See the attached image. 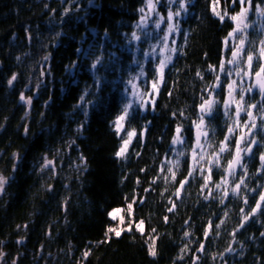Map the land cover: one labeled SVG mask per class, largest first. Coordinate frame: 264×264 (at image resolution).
<instances>
[{
	"label": "trees",
	"instance_id": "16d2710c",
	"mask_svg": "<svg viewBox=\"0 0 264 264\" xmlns=\"http://www.w3.org/2000/svg\"><path fill=\"white\" fill-rule=\"evenodd\" d=\"M215 1L187 4L179 18L177 52L165 68V83L151 97L154 107L150 101L147 108H140L136 102L141 98H132L128 81L142 67L140 90L151 91L158 61L144 55L156 40L155 33L137 29L145 0H0V176L9 178L0 193V252L5 254L0 264H264V211L243 221L264 192L259 159L264 132L254 131L261 146H253L251 158L244 156L246 174L239 168L220 191L209 184L215 199H204L209 188L201 190L204 180L199 173L189 178L179 198L175 195L191 163L193 122L198 120L201 97L211 94L221 104L227 98L225 87L215 91L209 87L219 74L223 39L230 29L212 14ZM224 1L230 0H219L220 8ZM165 5L160 0L158 8L164 10ZM133 32L139 35L137 41ZM97 57L102 63L94 74L91 65ZM14 73L17 78L9 85ZM21 93L32 97L31 106L21 102ZM130 100L134 104L129 123L137 138L126 156L118 158L115 154L123 141L113 121ZM245 100L255 104L250 94ZM205 119L216 129L208 138L213 148L202 161L207 168L208 157L233 122L220 105ZM246 119L241 113L240 123ZM178 124L185 143L173 145ZM240 134L237 129L230 151L222 155L223 168L232 159ZM179 152L185 155L178 157ZM44 156L55 161L54 171L41 170ZM177 159L178 170L168 163ZM168 167L176 171V182L160 178L152 183L156 177L170 176ZM212 171V180L219 182L223 170ZM242 177L247 188L241 185L240 194L234 196L231 189ZM225 188L229 195L221 204ZM173 202L176 207L169 212ZM114 209L123 210L116 220L109 216ZM140 220L143 234L135 228ZM209 221L213 228L205 238ZM242 222L244 227L236 231ZM129 224L131 232L123 231L120 237L108 233L106 239L108 228L127 229ZM153 239L155 257L149 255ZM201 244L204 250L198 251ZM85 252H89L86 258Z\"/></svg>",
	"mask_w": 264,
	"mask_h": 264
},
{
	"label": "snow or ice",
	"instance_id": "6c2138e0",
	"mask_svg": "<svg viewBox=\"0 0 264 264\" xmlns=\"http://www.w3.org/2000/svg\"><path fill=\"white\" fill-rule=\"evenodd\" d=\"M170 2H176V0H170ZM188 3L191 2V0H187ZM219 0H216V3H218ZM246 0H239V3L241 5V9L239 13H236L235 15L229 16L228 12L225 10L223 14L221 12L216 11V8L213 7L212 11L214 15H216L221 21L225 20V17H228V19L235 22V27L228 33V36L224 39V46L227 50L231 52V58L226 61L228 65L236 64L239 65L243 63L245 65L244 68H238L235 70V74L243 80L244 77H253L254 83L249 86L248 88H240L239 85H237L235 80H232L230 83H227L226 90H227V98H225L221 104V101L217 98H213L210 94V97L208 99H202V103L199 105V116L198 120L194 121V127L196 129L195 133V141L193 146L191 147V163L188 167V173L187 176L183 180L179 181V187L177 188V191L175 195L177 198L180 197V193L183 191L184 186L189 183V178L195 177L197 173L203 178L204 183L201 185V190L205 188H209V184H213L214 188L217 191H220L222 188V185L228 184V176H235L236 174V168L240 167L242 169H245L246 174V164L243 163L244 156H248L251 158L254 155L253 152V146H261V141L257 140L255 138V134L253 130H259L261 132H264V103H261L259 105L260 115L259 119L261 123L257 124V116L254 115L252 109H256L258 107L257 104H247V101L245 100V93L251 94L254 90H258L259 95L264 99V39H261L259 41V47L256 49H252L250 47H247L248 45H251L253 41H250L247 36L246 30L249 28V25L245 23V20L247 18L248 12L252 8V0H247V7H245ZM91 3V0H90ZM160 3V0H145L146 7L150 11H154L156 8V5ZM233 3H236V0H233ZM179 7L183 11H187L186 7V0H179ZM260 15H264V8H261L260 5L256 6L255 9ZM68 9H65V12H67ZM141 13L145 12V8L142 7L139 9ZM180 11H177L176 13H173L171 11L168 12L167 19L169 21L173 20L174 16H179ZM164 17H160V20H163ZM146 17L142 16L140 23L137 25V27H141L145 23ZM156 27L159 28V22H157ZM178 30V25L169 24L168 30L165 34V36L162 38L163 41H167L168 35L171 34L172 31ZM239 34V36L237 35ZM108 36L107 30H105V37ZM133 39H139V37L136 35L135 32L132 33ZM235 41L234 45H230L229 40ZM164 47L167 48V44H164ZM81 49H77V52L79 53ZM168 51L175 53L177 51L176 48L168 49ZM84 55L87 56V53H84ZM114 55V54H113ZM145 57L147 58L150 54L144 53ZM154 55V53H153ZM19 59V57H17ZM49 59L48 56L44 57V60L47 61ZM172 56L167 55L164 56L162 59H160L159 63L156 65L154 71L156 73V76L151 82V91L146 92L145 95H148L150 97L154 95L159 94V86L165 83L164 79V72L165 68L171 63ZM256 62L258 67L256 70H253V62ZM102 63V58L97 57L96 60L91 65V70H93V73L95 74V70L97 68V65ZM210 70L215 71L216 67L210 65ZM219 72L224 73L225 76H231L232 71H229L225 68V61L222 59L219 65ZM144 76L143 68L141 67V71L138 74V76L135 79H139V77ZM197 76H200L201 79L203 77L201 76L200 72H197ZM17 78L16 74L14 73L11 77V79L8 80V84L12 85L13 81H15ZM97 82L99 83V78H97ZM128 84H131L133 88H136L137 85L133 83L132 80L128 81ZM224 81L221 79L220 75L217 74L216 81L213 85L209 86L212 88L213 91H215L218 88H223ZM240 88V95L239 100L236 99V92L237 89ZM127 92V88L125 89ZM171 94V93H170ZM133 96L139 95L136 92L132 93ZM20 100L21 102L27 104L28 106H31L32 104V97H25L23 93L20 94ZM84 100V97H80V101L82 102ZM138 104V107L140 108H147L149 106L148 101H143L142 97L141 100L136 102ZM151 106L154 107L155 100H151ZM133 104L134 101H129L128 103L124 104L121 110V114L116 117V119L113 121V127L114 131L118 136L121 137L123 143L119 150L116 152V156L118 158H124L128 152V147L131 144L133 138H137V131L134 128L130 127V117L132 116V110H133ZM220 105L223 108V112L225 117L232 119V126L227 127V132L224 135V139L219 142L218 147L216 150H213L211 152V155L208 157L207 164L208 167L204 168L202 166V161L205 160V154L208 149H212L213 145L209 143V136L215 135V127H210L208 123H206V117H212L213 112L216 110L217 106ZM247 105V106H245ZM77 106H80L79 104ZM241 113H244L247 116V119L244 120L243 124L240 123V115ZM176 113H173V116H175ZM181 116H183V112L180 113ZM126 123L128 124V128L125 127ZM2 127V126H0ZM241 129V134L236 137L235 140V148L232 153V159L227 161V167L223 168L221 165V157L224 153L229 152V145L232 143L233 137L236 134V130ZM244 129H247V131H244ZM28 129L25 128V133H27ZM121 133H124V135L127 137L126 139L124 136H121ZM140 135H143V132L140 133ZM252 137V139L249 140V137ZM203 141V142H202ZM185 140L183 137V127L182 125H177L175 129V135L172 139V144H184ZM247 143V147L242 148L241 144ZM207 146V147H206ZM14 157H17V154H13ZM184 152L177 153V156H184ZM81 161L84 160V157H80ZM259 159L261 161V169H264V152L260 153ZM44 163L41 166V170L45 169H52L54 171L55 169V161L49 160L47 156L43 157ZM168 163H174L175 169H179V160L172 162L169 161ZM213 168L216 169H222L224 172V176L221 178L219 182H215L212 180V174H213ZM143 171V170H142ZM161 172H164V167H161ZM167 172L171 175H165L163 177H156L153 179L152 183L156 182V179L163 178L165 181H171L176 182V171L173 169V167H168ZM206 173V174H205ZM8 177L0 176V193H3L5 185L8 182ZM139 182V181H138ZM241 185H244L245 188H247V185L245 184V181L243 177L240 179L239 183L236 184L231 189L232 195H239L240 194V188ZM49 190H51V186H49ZM147 191V189H145ZM250 191H255V189H252ZM229 195V192L227 188L224 189L219 202L221 204L224 203L225 199H227ZM210 197L215 199L212 195V190L209 188L208 195L204 196L205 200H208ZM135 203V201H133ZM244 203H248L247 196L244 197ZM176 205L173 202L172 207L168 208L169 212L174 211ZM127 210L129 212V215H131L132 212V204L129 203L127 205ZM123 211L122 209H114L112 212L109 213V216L116 220L118 214ZM243 212V209H241ZM264 211V192L260 193L259 199L256 200L255 207L251 209V212H249L247 215L243 216V221H248L250 217H254L258 212ZM227 215V212H225V216ZM167 222V217L164 218ZM121 224L124 222L123 216L120 217ZM187 223V221L185 222ZM224 221L221 220L220 224H223ZM220 224H216L215 227L219 228ZM144 220H140L139 223L135 224V228L137 231H139L141 234L144 233ZM17 227H21L20 225H17ZM26 228L27 225H24ZM132 224H129V227L127 229H120L117 230L116 228H108L105 237L106 239H110L108 236V233H114L116 237H120L122 235L123 231H132ZM244 227L243 222L238 226L236 231L239 230V228ZM213 224L212 221H209L208 228L204 232L205 238H208L209 233L212 231ZM155 229H152V232L155 233ZM189 233H185V236H188ZM235 235V232L233 233V236ZM262 236H264V233H261ZM22 240H18L17 243H21ZM204 245L201 244L198 251H203ZM226 251H233V249L228 248ZM5 254L3 252H0V257H3ZM84 257L86 258L89 255V252H85ZM149 255L155 257L157 255L156 247H155V239H153L152 245L149 247ZM222 255V254H221ZM182 258V257H181ZM198 259V258H197ZM15 264V262H14Z\"/></svg>",
	"mask_w": 264,
	"mask_h": 264
},
{
	"label": "rangeland",
	"instance_id": "374dc122",
	"mask_svg": "<svg viewBox=\"0 0 264 264\" xmlns=\"http://www.w3.org/2000/svg\"><path fill=\"white\" fill-rule=\"evenodd\" d=\"M165 1H166V5H165L164 10H161L160 8H158V4H157L155 10L150 11L146 7V4H145V6H144L145 12L142 13L140 16V20H141L142 16L146 17L145 23L140 27V29H142V31L144 33H150V34L155 33V35H156V40L151 42L150 49L146 51V53L150 54L147 58H149L150 56H153L154 59L158 60L157 63L154 62V67H156V65L159 63L160 59H162L164 56L171 55L172 59H173L174 55L176 54L177 51L175 53H172V52L168 51V49H171V48L177 49L178 30L172 31L171 34L168 35V39L166 42L163 41L162 38L165 36V34L167 32L169 24L179 25V18L182 17L185 13V11L181 10L179 7V0H176V2H170V0H165ZM253 1H260V0H252V2ZM187 4H188V2L186 0V7H187ZM258 5H260V7H262V8H264V2L261 4H258ZM219 6H220L219 2L216 3V1H215L212 3L211 12L213 15H214V13L212 11L213 7L216 8V11L221 12V14H223V12L226 10L228 12L229 16L235 15L236 13L235 14L233 13L234 9H236V11H237V7L238 6L241 7L239 0H236V3H232L231 5L230 4L225 5L223 8H220ZM244 6L245 7L248 6L247 0L245 2ZM169 11H171L173 13L180 11V15L174 16L173 20L169 21L167 19V15H168ZM248 15H249V12H248ZM248 15H247V18H248ZM214 16H216V15H214ZM160 17H164V19L160 20ZM250 19L251 18H248L247 20H245L246 23L249 25V28L246 30V32H247L248 39L250 41H253V43L251 45H248L247 47H250L252 49H256L259 47V41L261 39H264V25H263V28L256 27L255 25H253L251 23ZM157 22H159V28L156 27ZM221 22H224V23L227 22L228 24H230V30L228 31V33L236 26L235 22L228 19V17H225V20L221 21ZM139 23H140V21H139ZM148 26H149V28H148ZM137 29L139 31V27H137ZM228 33L224 37V39L228 36ZM237 35L239 36V34H237ZM137 36H139V35H137ZM224 39H223V44H224ZM135 41H137V39H135ZM165 43L167 44V48L164 47ZM229 43H230V45H234L235 41L230 39ZM153 53H154V55H153ZM230 58H231V52L229 50H227L224 46L222 59L225 61V68L229 71H232V75L229 77V76H225L224 73L219 72V66H218V73H219L221 79L224 80V83H225L224 87H225L226 94H227V90H226L227 83H230L232 80H235L237 85L240 86V88L246 89L250 86V78H252V77H244L242 80L241 77L237 76L235 74V70H237L238 68H244L245 65L243 63H241L239 65H236V64L228 65L226 63V61ZM257 67H258V65L254 61L253 62V70L255 71ZM139 73L140 72L138 71L136 73V75L131 79L133 81V83L137 85V87L133 88L131 84H128L133 89L132 93L136 92L139 94V95L133 96L132 98H134L136 100V99L143 97V101L150 102L151 97L148 95H145L146 92H143L140 90L139 81L141 80V77H139V79H135ZM240 88L237 89V92L235 94L237 100H239ZM150 90H151V86H150ZM245 94H248V93H245ZM257 124L259 125L260 123H257ZM246 131H247V129H246ZM254 131H255V129L253 130V132ZM175 145H178V144H175ZM241 147L244 148L243 144L241 145Z\"/></svg>",
	"mask_w": 264,
	"mask_h": 264
},
{
	"label": "flooded vegetation",
	"instance_id": "af4514ba",
	"mask_svg": "<svg viewBox=\"0 0 264 264\" xmlns=\"http://www.w3.org/2000/svg\"><path fill=\"white\" fill-rule=\"evenodd\" d=\"M264 2V0L263 1H259V2H252V8H251V10L249 11V15H248V18H251L250 20H251V23L253 24V25H255L256 27H260V28H263V25H264V15H260V13H258L255 9H256V6L258 5V4H261V3H263ZM233 3V0H230L227 4H232ZM226 4V2L224 1V6L225 5H227ZM220 5V4H219ZM262 8V7H261ZM240 9H241V7L240 6H238L237 7V11H236V9H234V11H233V13L235 14V13H238V12H240ZM247 18V19H248ZM246 19V20H247ZM245 23H246V21H245ZM261 62H264V61H261ZM252 80H253V77L252 78H250V86L252 85ZM250 95H252L253 96V98H254V100H255V104H257L258 105V107L256 108L257 110H259V105L261 104V103H264V99H262V97L259 95V93H258V90H254ZM256 109H252V111H253V113L254 114H256ZM260 111V110H259ZM258 112V111H257ZM258 113H260V112H258ZM258 113L256 114V115H258Z\"/></svg>",
	"mask_w": 264,
	"mask_h": 264
},
{
	"label": "water",
	"instance_id": "95a60500",
	"mask_svg": "<svg viewBox=\"0 0 264 264\" xmlns=\"http://www.w3.org/2000/svg\"><path fill=\"white\" fill-rule=\"evenodd\" d=\"M254 83V78H253V80H252V84ZM238 170H239V167H237L236 168V172H238Z\"/></svg>",
	"mask_w": 264,
	"mask_h": 264
}]
</instances>
